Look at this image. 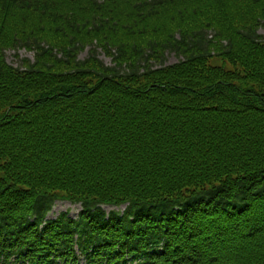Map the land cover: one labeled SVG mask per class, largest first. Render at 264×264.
I'll use <instances>...</instances> for the list:
<instances>
[{
	"label": "trees",
	"instance_id": "obj_1",
	"mask_svg": "<svg viewBox=\"0 0 264 264\" xmlns=\"http://www.w3.org/2000/svg\"><path fill=\"white\" fill-rule=\"evenodd\" d=\"M263 25L264 0H0V262L264 264Z\"/></svg>",
	"mask_w": 264,
	"mask_h": 264
},
{
	"label": "rangeland",
	"instance_id": "obj_2",
	"mask_svg": "<svg viewBox=\"0 0 264 264\" xmlns=\"http://www.w3.org/2000/svg\"><path fill=\"white\" fill-rule=\"evenodd\" d=\"M259 33L264 37V25L259 29ZM90 48H87L85 52H83L80 56V58H86L88 57V52ZM31 59L34 61L35 59V53L29 52L25 49L22 50H14L12 48H8L6 50V60L7 63L14 66V67H21L24 68L23 60L24 59ZM101 59H103L106 64H111V58L106 57L104 54H101ZM182 60L181 58L177 57L175 54H169L168 55V61L166 64H175ZM212 63L215 65H221L224 66L226 69H232L233 66L229 62H225L222 57H214L212 58ZM107 211L111 210V207H106ZM68 212L70 216L73 218H78L80 212L82 211V205L79 203H71L70 201H58L55 203L53 207V211L48 215V218L52 219L58 216L61 212ZM81 263L84 264V259L81 260Z\"/></svg>",
	"mask_w": 264,
	"mask_h": 264
}]
</instances>
